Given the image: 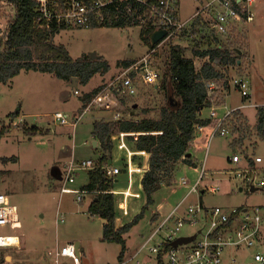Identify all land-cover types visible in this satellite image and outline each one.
<instances>
[{
	"label": "rangeland",
	"instance_id": "rangeland-1",
	"mask_svg": "<svg viewBox=\"0 0 264 264\" xmlns=\"http://www.w3.org/2000/svg\"><path fill=\"white\" fill-rule=\"evenodd\" d=\"M180 2L181 16L187 18L197 7H201L208 0H180ZM0 9V16L1 14L7 15L4 19L5 29L8 26L9 17L14 14V9L9 5H0ZM254 10L256 20L252 24L239 25L238 30H234L222 44L231 51L239 50V61L241 62L232 64L228 68L229 74L238 73L250 78L252 68L251 96L244 99L237 90H233L226 103L223 94L218 92L220 89H217V99L214 100L216 105H222L224 102L232 108L244 101L250 104L264 100V0H256ZM141 31L140 27L135 24L117 27L99 25L79 29L72 27L61 30L55 37V42L64 43L73 58H79L82 55L91 57L94 54V59L102 58L110 64L107 72L95 74L87 84L80 83L79 87H76L74 81L60 79L54 73L26 69L14 76L8 83L0 84V128L10 125V131L0 141V192L11 196L20 216V227L0 226V234L15 233L21 237L20 247L0 249V264H7L6 262L11 258L8 256L10 254L14 259L9 264H48L49 249H54L57 243L63 245L76 240L82 243V264L118 263L122 252L121 244L103 238L104 222L97 214H92L88 210L95 195L85 194L83 201L78 202L77 195L73 193L61 194V175L72 156L77 161L86 158L101 159L104 150L100 146L96 148L93 145V137H91L95 123L93 117H97L98 120H112L114 112L109 109L96 108L82 114L84 104L82 95L86 92L84 88L94 89L104 85L118 75L124 67L119 63L121 60L137 61L144 55L151 48V44L150 39L147 41L142 37ZM248 36L251 38L250 50ZM172 40L159 47L153 59L155 65L159 66L163 72L170 61L171 46L176 41L185 47V55L195 59L197 65L209 58L195 56V48L199 47L204 50L220 45L214 39L201 40L195 30L193 35L183 34ZM210 41L211 44H209ZM76 88H79L80 93H75ZM128 98L126 102L122 99V106L118 110L125 117L139 119L158 118L162 106L171 101L173 97L166 96L161 87L142 85L137 95ZM173 102H175L174 98ZM256 109L255 105L243 109L249 117L250 124L256 121ZM17 110H19L18 117L9 116L10 112ZM209 110L210 108H204L205 113ZM55 112L67 113L69 121L76 122V124L74 126L60 124L59 121L53 119ZM19 119L23 121L20 122ZM13 120H19L20 123L14 124ZM33 125H38L39 129L34 132L29 130V127ZM116 139L118 143L119 138ZM230 141L232 138L227 136H216L212 141L206 160V177L198 193H194L189 202L198 203L201 200L206 206L221 205L228 211L236 205L249 208L260 206L264 214V185L251 191L232 172L241 163L234 164L230 158L235 153H239L245 161V156L239 150H232ZM194 150L196 151L195 147L192 151ZM113 151L116 152L117 149L114 150L113 147L110 155ZM204 153L203 150L192 152V159L196 165L203 160ZM247 153L253 159L256 155L262 156L263 161L258 162L255 168L260 178L264 180V141L259 140ZM110 159L108 160L114 165L120 167L123 165L122 161L116 162ZM175 173L176 177L172 184L164 185L157 192L152 206L158 207L163 202V209H170L188 191V188L179 186L172 191L179 179L186 176L191 183H195L199 177L194 167L184 165L183 161L179 162ZM76 176V182L70 185L72 187L83 188L90 181L87 169L79 170ZM119 178L121 186L128 183L127 175L121 173ZM205 185H219V188L213 192L209 191ZM240 187L243 189L241 190ZM134 189L142 192L141 183L137 179ZM202 189L205 190L202 191ZM145 196L146 194L143 193L141 199H130L131 214L124 216L126 221L133 220L140 213L146 202ZM152 209L156 208H150L140 223L126 233L129 250L138 246L142 241V235L149 232V220L153 221L151 217L159 213L153 212ZM58 211L65 215L64 222L57 223ZM117 213L121 216L122 209L118 208ZM262 228L254 246L255 249L249 250L244 245L229 246L223 264H247L253 251L264 250V225ZM182 230L184 234L195 231L190 226H184ZM232 253L237 254L235 262H229ZM60 264H73V262L70 258H64Z\"/></svg>",
	"mask_w": 264,
	"mask_h": 264
},
{
	"label": "built area",
	"instance_id": "built-area-1",
	"mask_svg": "<svg viewBox=\"0 0 264 264\" xmlns=\"http://www.w3.org/2000/svg\"><path fill=\"white\" fill-rule=\"evenodd\" d=\"M255 2L256 0H208L201 7H197L190 17L182 18L180 0H41L39 10L42 12V16L39 21L45 19L47 27H50L51 22L55 21L59 27L63 25L64 29L72 27L79 29L104 26L107 25L110 18L113 17L117 20L121 17L132 22L135 26H139L141 30L148 29L149 35L155 29H166V34L156 42L155 46L139 57L137 61L124 66L118 75L105 83L100 91L92 96L82 111L83 114L96 108L109 109L114 112L112 118L118 120L124 117L118 110L122 106V96H135L140 86L148 85L156 88L162 82L164 72L155 65L153 60L159 47L166 42H172V39L181 37L183 34L193 35L194 30L201 40L214 38L217 44L222 45L234 30H238L239 25L249 24L254 20ZM176 42L174 45L180 44V42ZM230 66L232 65L224 68V78L205 81L209 96L213 97L217 93V89L234 87L241 96L249 98L251 96L250 78L238 73L229 74ZM75 93H80V90L76 88ZM209 108L210 122L207 124L196 123L195 136L190 142L191 147L203 148L205 151V158L194 167V170L199 173L197 181L191 183V180L186 176L179 179L177 186L172 191H175L178 186L188 188V191L170 209H163V202L158 207L151 206V208H156L152 209L153 212L159 213L151 217L154 219L153 221L149 220V232L142 235L141 243L126 252L123 259L119 260L117 264H223L229 246L244 245L249 250L255 249L254 246L264 225L262 207L249 208L244 205H236L231 211H228L221 205L206 206L201 200L198 203L189 202L190 197L194 193H198L206 175V157L211 141L215 136L228 135L229 119L234 109H237V107L228 108L226 105L216 104ZM53 118L61 124L70 123L73 126L76 124V122L69 121L67 113L55 112ZM19 120H13V123L18 124ZM116 135L119 138L118 142L121 143L120 146L127 147L128 132L122 131ZM112 137L115 141L117 140L115 135ZM144 153V150L134 153L127 149L123 154L124 167L114 165L109 160L101 162L100 159L86 158L77 161L72 156L61 175V194L73 193L77 195L78 202L83 201L85 194L96 195L102 192L115 194L116 213L118 208L122 209L121 216L117 213L115 225L116 228L122 227L123 224L131 221L124 219V216L131 214L130 199H141L144 193L143 188V193L134 189L136 173L147 168L145 164H136L135 156H145ZM112 156L114 161L121 159L116 156L115 151ZM231 160L235 164L243 158L239 153H235ZM254 160L258 163L263 161V158L256 155ZM95 168L104 170L111 179L110 187L99 190L84 186L83 188L70 186L76 182V174L79 170ZM123 169L128 175V183L125 186H120L118 185L119 176ZM232 172L250 190L264 185V180L258 175L255 166L251 167L248 163L237 165ZM206 187L209 191L214 192L219 188V185H207ZM145 199L147 202L146 196ZM57 214V223L64 222L65 215L60 211ZM0 226L20 227L17 206L11 196L3 192H0ZM184 226H190L195 231L184 234L182 232ZM11 234L15 233L0 234V249L20 247V235L16 234L19 241L14 242L11 240ZM183 236H189L192 239L174 246L173 242ZM47 253L55 264H60L61 258L66 256L71 258L73 264H81L82 252L80 248L78 252L74 242H66L63 245L57 243L55 248L49 249ZM232 260L234 261L235 258ZM247 264H264V250L253 251Z\"/></svg>",
	"mask_w": 264,
	"mask_h": 264
},
{
	"label": "trees",
	"instance_id": "trees-1",
	"mask_svg": "<svg viewBox=\"0 0 264 264\" xmlns=\"http://www.w3.org/2000/svg\"><path fill=\"white\" fill-rule=\"evenodd\" d=\"M40 2L41 0H0V3L14 9V14L8 19V26L1 31L3 35H0V84L8 83L24 69L54 73L64 80L77 77L79 83L83 84H87L95 74L107 72L110 64L105 59H93L88 55L73 58L64 43L55 42L56 35L64 29V26L59 27L55 21H52V25L47 27L45 19L40 22L42 16L39 10ZM131 24L132 22L121 17L117 20L112 17L107 22V25L114 27ZM141 35L149 41L148 29H142ZM149 43L151 47L155 46L150 41ZM238 52V49L231 51L221 44L204 50L197 47L194 49L195 56L209 58L197 68L195 59L185 55V47L182 44L172 45L170 61L164 70L160 87L164 89L166 96L174 98V103L169 101L163 105L158 118L123 117L118 120L95 121L93 136L104 150L101 162L110 158L113 148L112 135L122 131L134 132L127 135L131 146L135 150H146L150 155L149 168L142 178L147 202L133 220L116 228L115 194L112 193H97L88 206L92 214L107 219L103 223V238L121 244L122 252L119 260L123 259L127 252L126 233L147 215L156 200L157 192L164 185L172 184L179 162L192 164L191 158L186 155L190 149V142L195 136V125L210 122V118L201 116L200 112L212 106L217 99V93L213 97L209 96L205 81L224 78L226 66L240 63ZM134 61L123 59L119 63L121 66H128ZM102 87L103 85H100L84 92L82 110ZM128 97L130 96L125 95L121 99L126 102ZM256 114V122L251 125L248 117L240 109H234L227 125L230 131L229 137L232 138L230 143L232 150H239L244 154L251 167H254V160L247 151L253 149L259 140L264 141V105L257 106ZM9 116L18 117L19 110L10 112ZM29 130L34 132L37 126H30ZM8 131L10 125L0 128V141ZM89 175L90 181L84 186L86 188L102 190L112 185L111 179L101 168L89 170Z\"/></svg>",
	"mask_w": 264,
	"mask_h": 264
},
{
	"label": "crops",
	"instance_id": "crops-1",
	"mask_svg": "<svg viewBox=\"0 0 264 264\" xmlns=\"http://www.w3.org/2000/svg\"><path fill=\"white\" fill-rule=\"evenodd\" d=\"M0 5H5L4 3H0ZM1 10V9H0ZM7 18V15L6 14H1V16H0V35H1V31L4 29V19H6ZM254 20H256L255 18H254ZM254 20L253 21H251L250 23L252 24V22H254ZM250 31H251V27H250ZM249 33V32H248ZM59 35V34H58ZM58 35H56V36H58ZM248 38H249V50H250V47H251V38L248 36ZM149 39H150V37H149ZM151 42V41H150ZM196 62V61H195ZM241 62V61H240ZM202 65V63L201 64H199V65H197V62H196V66H197V68H199L200 66ZM250 79H251V74H252V68L250 69ZM73 81V80H72ZM77 81H78V79H77ZM161 84V83H160ZM75 85V84H74ZM79 85H80V83H79V81H78V85H75L76 87L78 86L79 87ZM157 87H160V85H158ZM156 87V88H157ZM229 88L230 87H224V88H221L218 92H220V93H222L223 94V98L225 99V101H224V99L222 100V101H224V102H226L227 103V101H228V99H230V95H231V93L233 92V90H237V89H235L234 87L233 88H230V90H229ZM79 89V88H78ZM93 88H84V90L85 91H90V90H92ZM238 91V90H237ZM227 96V97H226ZM244 99H246V98H244ZM224 102H222V105L224 106V105H226L227 107H228V105L226 104V103H224ZM242 104H247L246 106H240V105H242ZM252 105H255L256 107L257 106H259V105H264V100L262 101V102H260V103H258V102H254V103H250V104H248L247 102H243V103H241V104H238V105H236V106H233V107H237L238 109H240L243 113H244V115H246L247 117H248V115L243 111V109L244 108H246V107H252ZM134 106H136V104H134ZM239 106V107H238ZM232 107V108H233ZM209 108V107H208ZM228 108H230V107H228ZM222 111V110H221ZM256 111H257V109H256ZM208 113L209 112H207V113H205L204 112V109L200 112V115L201 116H203V117H208L209 115H208ZM102 116V115H101ZM124 117H125V115H123ZM113 117V116H112ZM94 118V120L96 121V120H98L97 119V117H93ZM128 118V117H127ZM54 119V118H53ZM256 119H257V114H256ZM114 120V119H113ZM57 121V120H56ZM248 121H249V117H248ZM256 122V121H255ZM254 122V123H255ZM253 123V124H254ZM61 124V123H60ZM63 124H70V123H63ZM62 124V125H63ZM253 124H251V125H253ZM72 125V124H71ZM33 126H37V129H39V126L38 125H33ZM229 133H230V131H229ZM228 133V134H229ZM128 134H134V132H128ZM218 136H221V135H218ZM227 137H229L228 135H226ZM91 137H93V145L96 147V148H98L99 146H100V143H99V141L93 136V132H92V136ZM117 137V135L115 136V138ZM216 137V136H215ZM127 138H128V136H127ZM215 139V138H214ZM213 139V140H214ZM212 140V141H213ZM212 141H211V143H212ZM125 142H126V140H125ZM129 143V144H128ZM128 143L126 142V145H127V147H125V146H120V142H116L114 139H113V147H114V149H117V151H116V156H118V157H120L121 159L118 161H116V162H121L122 161V164L123 165H121V166H125V159H124V157H123V154H125V151L127 150V149H130V150H132V151H134V153H136V152H139L141 149H139V150H135L132 146H131V144H130V141L128 140ZM211 143H210V146H211ZM230 143H231V141H230ZM209 146V147H210ZM231 146V145H230ZM191 148H193V147H191V145H190V149H189V152L188 153H190L191 155H186V157L188 156V157H190L191 158V160H192V164H189V163H186V162H184V165H189V166H193V167H196L197 165H196V163H195V161L192 159L193 158V154H192V151H191ZM197 150H203L204 151V149L203 148H196V151L194 150L193 152H197ZM208 150H209V148H208ZM145 151V153L143 154V155H145V156H142V155H136L135 156V163L136 164H139V165H143V164H145L146 165V170L149 168V159H150V155H149V153L146 151V150H144ZM205 154V153H204ZM207 154H208V152H207ZM112 155H110V160H112ZM123 157V158H122ZM205 158V157H204ZM203 158V159H204ZM207 158H208V155H207V157H206V160H207ZM252 158V157H251ZM253 159V158H252ZM230 160H231V158H230ZM244 160V159H243ZM243 160H241L240 162H238V164L239 163H241V165L242 164H245V163H248L249 164V162L247 161V159L245 158V161H243ZM254 160V159H253ZM232 161V160H231ZM256 164H258V163H256L255 162V160H254V166H256ZM250 165V164H249ZM146 170H142V171H140V172H138V173H136V176H135V179H137L138 181H140V183H141V187L143 188V185H142V178H143V176H144V172L146 171ZM124 175H126V173H125V171H124V169H123V172H122ZM207 174V173H206ZM205 177H206V175H205ZM204 177V178H205ZM263 179V178H262ZM204 180V179H203ZM127 181H128V175H127ZM118 185H120L121 186V183H120V181L118 182ZM205 186H207V185H205ZM257 187H255V189H256ZM240 189L242 190L243 189V187H240ZM205 189H202V191H204ZM96 215V214H95ZM99 218H101L100 216H98ZM101 220L103 221V222H105L104 221V219L103 218H101ZM20 239H21V237H20ZM78 240H76V241H69V242H74L75 244H76V242H77ZM80 242V250H81V245H82V243H81V241H79ZM127 252L129 251V247H128V243H127V250H126ZM49 255V254H48ZM8 256H10L11 258H10V260L9 261H7L6 263L7 264H9V262H12L13 261V259H14V257H13V255L12 254H10V255H8ZM7 256V257H8ZM49 258H48V264H50V263H53V261H52V259H51V257H50V255L48 256ZM64 258H70V257H68V256H66V257H62L61 258V260L62 259H64ZM230 260L229 259H227V261L229 260V262H235L236 261V259L233 261L232 259L233 258H237V254H235V253H232L231 255H230ZM71 259V258H70ZM81 264H82V260H81Z\"/></svg>",
	"mask_w": 264,
	"mask_h": 264
},
{
	"label": "water",
	"instance_id": "water-1",
	"mask_svg": "<svg viewBox=\"0 0 264 264\" xmlns=\"http://www.w3.org/2000/svg\"><path fill=\"white\" fill-rule=\"evenodd\" d=\"M166 32H167L166 29H163V28L155 29V31L151 32L149 35L151 43L156 44V42H158V40H160L166 34ZM91 57L94 59L95 58L94 54H92ZM72 80L74 81L75 85H78L77 77H73ZM171 102H173V98H171ZM187 154L191 155L190 153H187ZM251 191H255V188H251ZM103 219H104V221L107 220L106 218H103ZM191 239L192 238L189 236H183V237H180L179 239L175 240L173 242V245L177 246L180 243L189 241ZM76 247H77L78 252H79V248H80V242L79 241L76 242Z\"/></svg>",
	"mask_w": 264,
	"mask_h": 264
},
{
	"label": "bare ground",
	"instance_id": "bare-ground-1",
	"mask_svg": "<svg viewBox=\"0 0 264 264\" xmlns=\"http://www.w3.org/2000/svg\"><path fill=\"white\" fill-rule=\"evenodd\" d=\"M148 165H149V164H148ZM11 235H12V237H11V240H12V241H14V242L19 241V237L16 236V234H11Z\"/></svg>",
	"mask_w": 264,
	"mask_h": 264
}]
</instances>
